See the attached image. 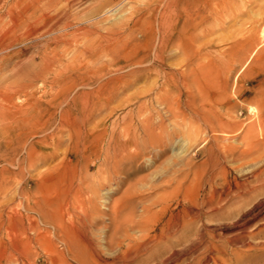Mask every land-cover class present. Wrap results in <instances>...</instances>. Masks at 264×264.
Instances as JSON below:
<instances>
[{"label":"bare ground","instance_id":"6f19581e","mask_svg":"<svg viewBox=\"0 0 264 264\" xmlns=\"http://www.w3.org/2000/svg\"><path fill=\"white\" fill-rule=\"evenodd\" d=\"M88 1L93 2L94 10L89 15L76 16L73 7ZM100 1L2 0V19L7 17L11 22L5 24L2 20L0 166L3 162L5 168L9 169L8 172H11V167L17 166L18 172L23 174L27 168L35 170L40 163L55 161L54 165L47 166L44 173L38 171L33 175L32 189L26 190L23 185L20 192L27 209L37 214L45 225L44 232L51 234L50 230H53L54 237L62 247L58 250L54 241L49 238L39 243L45 253L44 260L50 264H164V256L172 254L173 257L176 254L175 246H178L180 240L184 236L186 238L192 235L194 238L188 244L192 250L203 246L208 252L215 251L217 255H224L226 249L212 250L209 241L205 240L204 233V230L207 231L204 220L212 221L221 218L225 213L221 212L220 203L224 200L221 193L216 197L214 194L208 197L205 193L196 197L186 193L178 195L180 198L177 196V204L188 201L191 202L190 207L171 213L165 221L163 216L160 217L161 226L158 233L155 228L157 221L151 229H147V225L155 215L151 206L162 205V210L167 208L163 205L166 194L151 200L152 204H143L139 219L134 217L136 215L131 208L124 212V206L114 204L105 212L99 209L97 204L100 191L110 184L114 177L125 174V166L132 164L147 148L158 146L166 136L168 137L167 133L163 138L165 126L160 113L157 115L158 120L154 122L149 115L141 114L134 121V104L140 109L145 104L148 105L147 102L154 101L173 117L184 115L179 110L182 102L176 101L177 106H174L169 99V86L172 84L176 87L178 98L181 99L182 89L186 91L190 88L188 76L193 77L194 69L189 68L187 71L186 67L182 71L168 70L165 63L166 51L172 48L170 46L188 51L189 40L193 34L191 31L195 29V23L202 20V12L205 13L210 0H152L145 6L146 14L120 29L113 26L102 28L104 20L99 19L106 15L105 18H109L117 3L105 0L102 4L103 0ZM137 37L145 40L143 52L140 51L141 47L138 50V45L133 42L138 40ZM23 56L28 57L26 61L15 60ZM103 57L106 58L105 67H99ZM106 68L112 69L113 72L124 70V73L117 72L118 75H115L108 70L102 73ZM204 68L198 69L203 71ZM6 72L13 79L9 85L3 84ZM109 72L111 74L103 83L86 89L97 84L96 80H101V76L108 75ZM51 73L56 75V80H48ZM142 73L155 76L150 98L143 101L127 100L121 116H115L116 118L111 120L114 111L110 104L113 97H100L103 86L109 88L114 82ZM195 77H198V73ZM66 78L69 82H66ZM38 84L43 85L41 93H38ZM70 84L72 86L68 89L69 93L64 94V88ZM189 95L184 97L183 109L196 110V116L202 120L201 123H207L208 125L202 124L209 126L213 131L217 129L230 132L224 130V127H227L222 119L224 116L200 115L199 111L204 107L201 105L200 110L193 107ZM21 97L24 102L17 104L16 99ZM201 98H204V94ZM260 103L261 107L264 106L263 96ZM105 109L110 111H106L107 114L98 119ZM157 117L154 116V119ZM119 119H122L121 125H118ZM255 123L244 127L242 138L248 148L244 147L248 150L246 154L251 156L254 148L264 147L260 138L257 142L252 140L258 127L262 131L261 139L264 141L263 111ZM62 147L63 151L58 153ZM72 162L76 165V170L65 183V178H60V192L56 196L52 195L51 184L44 180L45 174L54 168H58L61 173L65 172L69 170ZM262 172L264 167L259 175ZM206 185L212 189L210 178L201 187V191H204ZM229 191L225 195H228ZM199 197L201 201L198 205L199 200H196ZM82 198L88 207H83ZM195 202L197 207L194 206ZM100 216L109 220L108 226L103 228L109 230L106 243L108 248L115 252L110 260L103 258L93 238V229ZM260 220H264V216ZM196 224L200 228L193 230ZM245 229L229 241H239L247 251L263 253L264 241L252 243L251 239L255 234L251 232L247 237ZM40 258L41 256L36 254L31 264H35L36 259Z\"/></svg>","mask_w":264,"mask_h":264},{"label":"rangeland","instance_id":"374dc122","mask_svg":"<svg viewBox=\"0 0 264 264\" xmlns=\"http://www.w3.org/2000/svg\"><path fill=\"white\" fill-rule=\"evenodd\" d=\"M151 1L113 0L117 3V8L115 7L111 12L109 18H105L107 15L101 16L99 20H104L102 28L113 26L120 29L127 23L131 24L139 16L142 17L144 13L146 14L145 6ZM101 3L104 4L105 0ZM76 6L73 7L76 16L89 15L95 8L93 2L90 1L78 5L79 7ZM202 15V20L195 23V29L191 31L193 34L189 40L188 51L184 52L174 46L168 47L170 50L166 51L165 63L168 70L182 71L186 67L187 71L189 68L194 69L193 77L192 75L188 76V84L194 83L192 86L188 85L189 91L181 88L182 94L179 99L176 87L171 84L169 99L174 103V106H177L176 101L183 103L185 95L193 93L189 95L193 107H197V110H200L201 105L204 107L201 108L199 114L224 116L222 119L227 124L224 130L230 132L209 129L208 124L205 122L202 123L207 125L202 124V120L200 121V118L196 116V110H191V108L185 110L182 103L179 110L184 115L181 114L179 117H173L171 113L154 101L147 102L148 105L145 104L140 109L135 103L133 120L136 121V117L141 114L149 115L154 122L158 120L157 115L160 113L165 126L163 138L167 133L168 137L166 136L158 146L147 148L143 155L135 159L132 164L125 166L124 172L126 173L114 177L112 182L100 191L97 204L99 209L105 212H108V207L114 204L124 206V212L131 208L133 214L136 215L134 217L139 219V215H142L140 210L143 204H152L151 200L166 194L163 205H166L167 208L162 210V205L151 206V211L155 215L151 217L147 225V229H151L155 225L154 222L157 221L155 228L158 233L161 226L160 217L163 216L165 221L171 213L190 207L191 202L188 201H181L177 204L178 195L186 193L196 197V195L205 193L207 196L214 194L216 197L221 193V196H224V200L220 203L221 212L225 213L221 215V218L212 221L204 220L207 230H204V233L205 240L209 241L212 250L226 249V253L221 257L215 251L208 252L203 246L192 250L188 244L194 235L186 236V238L184 236V239L182 238L177 244L178 246H175L176 254L173 257L172 254L164 256V264H264V252L247 251L239 241H229L243 228H246L247 237L255 234L251 239L252 243L264 241V233H258L264 232V220H260L264 216V172L259 175L260 170L264 167V147L260 149L257 147L258 152L254 148L253 154L250 151L252 156L248 155L246 154L248 148L245 140L242 139L244 129L250 123H255L261 112H264V108H262L264 106L261 107L260 103V99L262 96L264 97V0H210ZM2 20L5 24L11 22L7 17L2 19V0H0V77H2ZM137 38L138 40L133 42H136L138 50L141 47L140 51L143 52L142 47L145 46V40L143 41L142 37ZM27 58V56H23L15 60L26 61ZM102 59H100V63L103 65L100 64L99 67L106 64V58ZM199 67L205 68L203 71H199ZM105 70L108 69H104L102 73H106ZM8 72L5 73L7 76L3 80V84L7 85L13 81ZM111 72L108 75H103L104 77L101 76V80H99L100 78L96 80L97 84L86 89H92V87L103 83ZM117 72L123 74L124 70L114 71L113 74L118 75ZM200 72L201 74H199ZM197 73L198 77H195ZM113 74L112 76H114ZM49 75L48 80L57 79L56 75L52 73ZM154 77V75L142 73L135 77H127L124 79L125 81L114 82V85L109 88H106V85L103 86L100 97L103 99L113 97L110 104L114 111L111 120L121 116L125 110L123 105L127 100L139 99V101H143L150 98L151 88L154 87ZM66 82H69L67 78ZM0 85L2 86V80ZM42 86V84H38V93H41ZM71 86L72 84L66 86L63 93H69L68 89ZM203 94L204 98L200 99ZM200 100L203 102L201 103ZM16 102L22 104L24 99L18 98ZM106 111L108 112L110 109H105L101 113L103 115L100 114L101 116L99 115L97 118H103L107 114ZM153 115L157 118L154 119ZM121 122L122 119H119L118 125H121ZM255 132L257 133H254L255 137L253 136L252 140L257 142V139L260 138L259 140L264 146L261 129L257 127ZM245 146L247 149L244 148ZM62 151L63 147L58 153ZM54 163L55 161L40 163L37 169L27 168L22 174L18 172L17 166L11 167V172H8L9 169H6L2 162V166H0V170L2 169L0 172V264H31L36 254L41 258L36 259L35 264H50L44 260L45 253L42 244H39L48 238L52 242L54 241L58 250H61L62 247L54 237L53 230H50L51 234L44 232L45 225L37 214L27 209L26 202L20 193L23 185L26 190H30L33 186L31 179L36 172L44 173L47 166H52ZM74 170H76V165L72 162L69 170L64 172L61 169L63 174L58 168L50 170L47 175L45 174L44 180L51 184L52 195L56 196L60 192L59 184L62 182L60 178H65L66 180L64 179L63 182L65 183ZM209 178L212 181V189L206 185L204 191H201V187ZM177 184L180 186L176 187ZM228 190L230 193L225 195ZM178 197L180 198V196ZM198 200L197 204H200V197L196 201ZM81 201L84 208L88 207L85 199L82 198ZM197 204L195 202L194 206L197 207L199 205ZM108 224L107 217L100 216L93 229V238L98 244L103 258L110 260L115 252L108 248L106 243L109 230L104 229L103 226H108ZM197 228H200L198 224L193 226V230Z\"/></svg>","mask_w":264,"mask_h":264}]
</instances>
